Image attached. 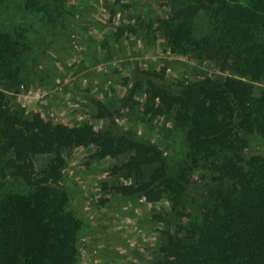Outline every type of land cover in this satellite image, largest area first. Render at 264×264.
I'll return each mask as SVG.
<instances>
[{"label": "trees", "instance_id": "16d2710c", "mask_svg": "<svg viewBox=\"0 0 264 264\" xmlns=\"http://www.w3.org/2000/svg\"><path fill=\"white\" fill-rule=\"evenodd\" d=\"M170 1L158 24L172 51L190 47L231 75L170 81L138 67L126 84L130 94L140 91L148 113L186 128L190 168H177L152 140L121 129L101 101L93 100L107 122L101 132L16 110L11 94L39 72L41 53L58 52L77 31L68 18L81 1L0 0V180L27 189L0 194V264H77L83 221L69 209L63 152L87 145L100 159L121 161L113 169L127 180L117 188L122 200L171 202L152 217L174 229L156 264H264V154L249 157L242 135L256 131L264 139V88L256 96L254 85L264 84V0ZM43 157L53 159L37 171ZM194 170L208 173L194 181Z\"/></svg>", "mask_w": 264, "mask_h": 264}, {"label": "rangeland", "instance_id": "374dc122", "mask_svg": "<svg viewBox=\"0 0 264 264\" xmlns=\"http://www.w3.org/2000/svg\"><path fill=\"white\" fill-rule=\"evenodd\" d=\"M80 1L79 6L72 4L68 18L77 31L60 41L58 52L38 56L39 72L30 84L11 94L14 108L39 114L50 124H90L101 132L107 122L98 117L93 100L101 101L121 129L152 140L177 168H190L193 157L185 142L186 128L171 116L160 119L148 113L140 91L130 94L132 87L126 79L138 67L183 82L208 76L223 80L231 73L223 72L220 65L190 47L183 52L172 51L158 24L170 0ZM254 85L258 96L264 84ZM242 135L248 141L249 157L264 154V139L256 131ZM63 154V185L70 195L69 209L83 221L77 264H156L170 230L152 222V217L171 208L168 197L157 203L144 199L126 202L117 188L127 180L113 169L120 160L100 159L90 145L67 149ZM52 159L36 160L37 171L45 170ZM207 173L189 172L194 181ZM8 191L27 193L14 179L0 180V194Z\"/></svg>", "mask_w": 264, "mask_h": 264}]
</instances>
